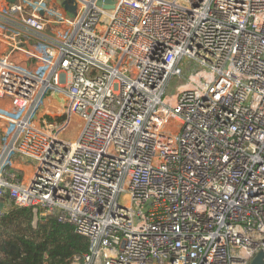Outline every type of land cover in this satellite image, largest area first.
Segmentation results:
<instances>
[{"label":"built area","instance_id":"obj_1","mask_svg":"<svg viewBox=\"0 0 264 264\" xmlns=\"http://www.w3.org/2000/svg\"><path fill=\"white\" fill-rule=\"evenodd\" d=\"M79 2L0 0V216L72 225L70 264H264V0Z\"/></svg>","mask_w":264,"mask_h":264},{"label":"trees","instance_id":"obj_2","mask_svg":"<svg viewBox=\"0 0 264 264\" xmlns=\"http://www.w3.org/2000/svg\"><path fill=\"white\" fill-rule=\"evenodd\" d=\"M87 247L86 237L53 214L35 222L30 207H12L0 216V264H70Z\"/></svg>","mask_w":264,"mask_h":264},{"label":"rangeland","instance_id":"obj_3","mask_svg":"<svg viewBox=\"0 0 264 264\" xmlns=\"http://www.w3.org/2000/svg\"><path fill=\"white\" fill-rule=\"evenodd\" d=\"M183 68L184 70L189 71L194 69V64H188V60H183ZM184 81L183 79H180L178 77H172L170 79V82L168 83L166 87V93H170L176 85ZM66 98L62 91H50L47 92L42 100L41 108L43 107V110L40 111L41 114H43L44 120L47 121V118L60 120L62 116V112L65 107ZM78 122L75 121L76 125H80L81 121L78 119ZM9 161L15 162V164L18 167H21L23 171L19 169H15L16 172L20 174V177L22 179L26 178V180H29L32 176L35 167L36 162L27 158H19L15 153H12L8 159ZM23 173V176H22ZM6 212V211H5ZM37 218L35 222L38 220Z\"/></svg>","mask_w":264,"mask_h":264},{"label":"crops","instance_id":"obj_4","mask_svg":"<svg viewBox=\"0 0 264 264\" xmlns=\"http://www.w3.org/2000/svg\"><path fill=\"white\" fill-rule=\"evenodd\" d=\"M54 7L55 10L65 15L66 17H73L76 9L79 6V0H47ZM6 99L0 98V105H5ZM43 110V107L42 109ZM3 123L0 122V138L2 135Z\"/></svg>","mask_w":264,"mask_h":264},{"label":"water","instance_id":"obj_5","mask_svg":"<svg viewBox=\"0 0 264 264\" xmlns=\"http://www.w3.org/2000/svg\"><path fill=\"white\" fill-rule=\"evenodd\" d=\"M14 1V0H9ZM103 2L105 5H103ZM113 0H97L98 5H102L105 8H111L112 7ZM110 4V5H109ZM250 264H263V252H259L251 261Z\"/></svg>","mask_w":264,"mask_h":264},{"label":"bare ground","instance_id":"obj_6","mask_svg":"<svg viewBox=\"0 0 264 264\" xmlns=\"http://www.w3.org/2000/svg\"><path fill=\"white\" fill-rule=\"evenodd\" d=\"M187 84H185V82H181L180 84H179V86L177 87V89H179V88H182L183 86H186ZM75 121L76 122H78L76 119H75Z\"/></svg>","mask_w":264,"mask_h":264}]
</instances>
